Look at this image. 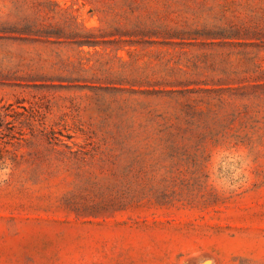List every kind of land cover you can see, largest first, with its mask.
Instances as JSON below:
<instances>
[{
  "label": "rangeland",
  "instance_id": "rangeland-1",
  "mask_svg": "<svg viewBox=\"0 0 264 264\" xmlns=\"http://www.w3.org/2000/svg\"><path fill=\"white\" fill-rule=\"evenodd\" d=\"M0 264H264V0H0Z\"/></svg>",
  "mask_w": 264,
  "mask_h": 264
}]
</instances>
